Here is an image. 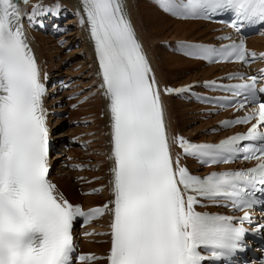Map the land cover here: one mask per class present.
Wrapping results in <instances>:
<instances>
[{"label":"snow or ice","instance_id":"obj_1","mask_svg":"<svg viewBox=\"0 0 264 264\" xmlns=\"http://www.w3.org/2000/svg\"><path fill=\"white\" fill-rule=\"evenodd\" d=\"M21 2L27 6L30 0H0V264H74L75 223L82 218L87 225L106 213L108 251L103 256L80 254L76 260L219 264L250 246L247 233L264 236V223L251 213L257 205L264 207L257 195L264 196V85L257 87L258 80L264 79V68L258 70L259 76L237 71L224 77L238 83L203 81L205 88L230 92V96H200L192 92L195 83L162 86L130 18L129 0H80L79 23L87 26L106 100L111 161V198L85 210L49 179L47 89L21 23ZM153 3L162 13L181 20L227 16L228 27L236 31L264 25V0ZM59 11V4H34L29 22L39 12ZM175 51L209 63L247 66L264 59V52L248 49L243 39L219 47L178 40ZM184 93L235 112L247 109L243 115L220 121L222 127L248 125L247 130L215 143L193 142L178 134L170 137L164 98ZM172 144L181 150L175 156ZM182 156L209 165L229 164L237 158L252 164L195 175L181 163ZM210 206L242 215L198 210ZM245 223L255 227L245 228ZM258 264H264V258Z\"/></svg>","mask_w":264,"mask_h":264},{"label":"bare ground","instance_id":"obj_2","mask_svg":"<svg viewBox=\"0 0 264 264\" xmlns=\"http://www.w3.org/2000/svg\"><path fill=\"white\" fill-rule=\"evenodd\" d=\"M50 1L55 4H60L61 7L65 8L70 14V20H68L66 24H69L71 22L74 25L75 30L74 33L71 34L79 44L78 47L73 48L68 54L64 55L63 58L65 59V62L67 60H76L77 62L80 61L78 62V64H81V71L84 70L82 72L84 73V75L80 76L79 70L75 73H77L81 77V80H83L82 87L94 85L92 89L95 90V88H97L96 85L98 79L96 75V66L92 65V50L88 43L86 34L82 28V25L79 23L76 17L74 0ZM129 3L130 18L136 28L138 36L143 41V44L150 55L157 77L158 79H160L161 83L165 84L167 83L166 80H168L165 79L167 78V75L165 77L163 76V71H165L166 69L167 72L168 69H172L174 67L178 68V66L179 68L182 67L181 72L179 73L184 74V76H186L185 74H187L188 77L186 76L187 78L185 80L174 79L173 83L171 82L172 85L185 84L195 79L212 77L218 73V66L205 67L200 61H193L180 55L175 56V54L166 55L164 53H161V57L164 63L162 64L161 59L157 58V53L164 52V48L160 46H154L155 44L157 45V43H159L160 41H176L181 39L195 41L206 40L207 38H210L212 36L210 30L214 27V25L205 23L203 21L175 19L167 14L162 13L157 9V7L155 8L152 0H129ZM190 33L198 34L200 38H194ZM189 34V37H185ZM33 37L35 49L39 57H44L49 60L52 57L51 50L56 49L54 44H52L51 40L42 35L35 34L33 35ZM250 45L259 49H264V41L260 39L250 40ZM55 54H57V50L55 51ZM81 56L83 57V60ZM179 63L181 65H178ZM168 72L170 73V71ZM165 99L168 103L167 117L170 121L169 126L171 128L180 129L188 133L190 136H194L196 131L202 130L204 127H206L207 124H210V120H205L207 116L204 113H196L197 109H195V106L182 102H174L173 98L171 97H166ZM103 103L104 101L101 97V93H97L93 97V99L87 101L83 106H80L78 111L73 112V116L76 117L75 115L91 114L93 116V126H91V129L89 131H92V128H97L95 127L96 125L100 127L103 124V120L98 118V114L101 112ZM83 109H86V111H82ZM195 121L199 122L198 125L190 127L189 124L194 123ZM100 130L101 129H99L98 134L95 133L97 137H100ZM93 149L94 147L91 148V150ZM88 152H90V150ZM98 152H101V150L99 149ZM61 185L64 187H68L70 183L68 181H63L61 182ZM70 191L71 189H67V192L70 193L74 198V191ZM88 199L90 200L89 202L94 203L100 201L96 200V197H88Z\"/></svg>","mask_w":264,"mask_h":264},{"label":"rangeland","instance_id":"obj_3","mask_svg":"<svg viewBox=\"0 0 264 264\" xmlns=\"http://www.w3.org/2000/svg\"><path fill=\"white\" fill-rule=\"evenodd\" d=\"M154 7L156 8L155 5H154ZM190 34H191V36H193L194 38H200L198 34H195V33H194V34L190 33ZM190 34H189V35H186L185 37H189ZM196 35H197L198 37H197ZM159 43H160V42H159ZM159 43H157V45L155 44L154 46H157V47H159V46H160V47H163V46L159 45ZM52 44H53V43H52ZM51 51H52V50H51ZM161 53H164V54H166V55H167V54H168V55H171V54L173 55V53L167 52V51H165V50H164V52H158V53H157V58H158V59H161L162 64H164V63H163V59H162V57H161V56H162ZM67 54H68V53H67ZM164 56H165V55H164ZM175 56H179V55L175 54ZM71 62H74V61H71ZM178 65H181V64L179 63ZM162 66H164V65H162ZM178 68H179V66H178ZM178 68H177V67H174V68H172V69H168V71H170V73H169L168 71L166 72V69H165V71H163V74H164L163 76L165 77V76L167 75V76H166L167 78H165V79H168V80H166L167 83L172 84L173 81H174V79L185 80V79L188 77L187 74H185V75L187 76V77H186V76H184V74L179 73V72H181V68H182V67L179 68L180 70H179ZM173 69H174V70H173ZM77 71H78V70H77ZM83 71H84V70H83ZM83 71L79 70V72H80L79 75H80V76L84 75V73H82ZM81 73H82V74H81ZM85 73H86V71H85ZM168 74H169V75H168ZM189 75H191V74H189ZM170 77H171V78H170ZM172 78H173V79H172ZM169 79H170V80H169ZM171 82H172V83H171ZM173 112H174V111H173ZM174 113H175V112H174ZM75 116H76V117H79V116H81V115H75ZM205 120L208 121L207 118H206ZM205 120H204V121H205ZM198 123H199V122L195 121L194 123H191V124H189V125H190V127H193V126L198 125Z\"/></svg>","mask_w":264,"mask_h":264}]
</instances>
